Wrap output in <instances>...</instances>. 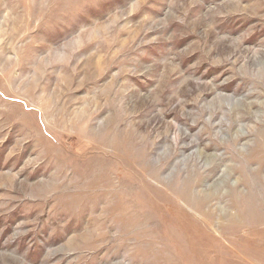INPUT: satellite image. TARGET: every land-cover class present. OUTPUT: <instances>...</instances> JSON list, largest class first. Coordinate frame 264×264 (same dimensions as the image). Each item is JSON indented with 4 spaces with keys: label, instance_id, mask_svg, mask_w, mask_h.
Wrapping results in <instances>:
<instances>
[{
    "label": "rangeland",
    "instance_id": "374dc122",
    "mask_svg": "<svg viewBox=\"0 0 264 264\" xmlns=\"http://www.w3.org/2000/svg\"><path fill=\"white\" fill-rule=\"evenodd\" d=\"M0 264H264V0H0Z\"/></svg>",
    "mask_w": 264,
    "mask_h": 264
}]
</instances>
